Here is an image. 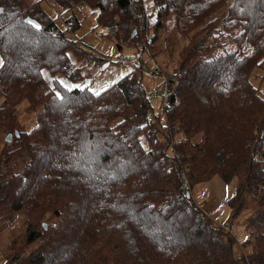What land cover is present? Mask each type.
<instances>
[{"label": "trees", "instance_id": "trees-1", "mask_svg": "<svg viewBox=\"0 0 264 264\" xmlns=\"http://www.w3.org/2000/svg\"><path fill=\"white\" fill-rule=\"evenodd\" d=\"M52 1L71 11L64 30L38 2L0 0V125L18 133L0 150V214L20 212L25 224L7 263L264 264V207L247 220L240 244L186 196L218 175L238 181L231 217L245 194L264 205V137L256 132L264 129V74H253L264 73V0H149L153 21L143 0ZM78 4L96 9L98 26L116 41L146 34L149 46L171 23L183 46L162 116L150 118L134 72L97 94L56 78L40 92L43 70L64 73L69 52L103 60L66 36L78 26ZM222 25L239 32L231 51L215 55ZM22 102L39 108L29 130L14 123Z\"/></svg>", "mask_w": 264, "mask_h": 264}, {"label": "rangeland", "instance_id": "rangeland-1", "mask_svg": "<svg viewBox=\"0 0 264 264\" xmlns=\"http://www.w3.org/2000/svg\"><path fill=\"white\" fill-rule=\"evenodd\" d=\"M36 2L39 3L40 7L55 21L61 30L65 29L63 19H69L71 11L61 9L52 0H23L22 5L23 7H27ZM141 3L145 5L146 11L150 15V20H155V11L149 8L151 2L149 0H143ZM225 3L226 5L224 7H227L228 3ZM224 10L226 8L218 12L217 15H222ZM72 13L78 20V26L73 30V33L70 31L65 32L66 36L69 39L78 40V43L82 44L89 53L103 60L98 63L94 57L83 56L74 51L69 52L70 66L64 73L52 76L46 70H43L44 79L40 92L47 90L51 86L52 78H56L67 88L86 87L91 93L97 94L127 73L134 72L140 79L150 104V118L153 119L154 116H162V105L164 103L162 96L163 84L160 80L153 79L149 75V71L155 65L164 73L171 74L174 71L173 65L176 63L178 51L183 45L181 41L177 40L175 33L170 30L172 29L171 23L159 28L156 31L157 37L155 41L149 46H146V34H139L136 39L121 38L116 41L107 29L98 26L96 18L97 10L86 4L74 6ZM60 16H62V19L59 18ZM232 28L226 30L222 25V30L226 33L224 37L220 38L222 45L216 48L215 55L227 53L234 48L233 41L229 38L237 34L239 30L235 31ZM219 32H222L220 27ZM152 33L153 29H149L148 36H151ZM116 42H119L120 49H118ZM119 54L126 56L128 60L127 64H121L116 61ZM1 64L2 59L0 56V66ZM253 74L255 77H261L264 73L262 70H256ZM259 86L263 91L264 82ZM3 101L4 96L1 95L0 106ZM38 110V107H31L25 102L19 104L15 108V126L19 130L23 128L25 130L31 129L35 125V113ZM6 130V124H1L0 150L8 134L13 136L17 132H6ZM237 186L238 181L235 178L226 183L218 175H213L206 180L189 186L188 191L196 205L213 222L219 225L227 221H232L230 224H233V229L230 233H232V237L236 242L242 244L248 236L246 229L247 220L256 210L263 208L264 205L253 203L248 199V194H245L237 216L231 217L233 214L232 210L237 205V200L234 198ZM257 198L260 200V197ZM44 221L54 223L56 219L52 215H47ZM24 236V217L20 212L4 211L0 214V264H8L7 254L10 251V246L14 241L18 242L19 245L24 239ZM37 244L38 242L32 243L25 252L36 247Z\"/></svg>", "mask_w": 264, "mask_h": 264}, {"label": "built area", "instance_id": "built-area-1", "mask_svg": "<svg viewBox=\"0 0 264 264\" xmlns=\"http://www.w3.org/2000/svg\"><path fill=\"white\" fill-rule=\"evenodd\" d=\"M119 62L121 63H128L127 58L123 55V54H119L118 57L116 58ZM149 75L155 79V80H160L163 84V89H162V96L163 98L167 99V97L170 95V90L168 89V86L166 85V82L168 81L170 74L168 73H164L162 72L160 69H158L156 66H154V68L149 71ZM257 137L258 139L263 138L264 137V129H262L261 127H258L257 129ZM261 163L264 169V152H262L261 154ZM224 229H226L227 231H231L233 229V224H220Z\"/></svg>", "mask_w": 264, "mask_h": 264}, {"label": "water", "instance_id": "water-1", "mask_svg": "<svg viewBox=\"0 0 264 264\" xmlns=\"http://www.w3.org/2000/svg\"><path fill=\"white\" fill-rule=\"evenodd\" d=\"M0 12H1V8H0ZM27 21H28L31 25H33L36 29H39V28H40V27H39V24L36 23L34 20H29V19H27ZM134 34H135V31H133V32L131 33V36H133ZM14 134H15V135H18L17 132H15ZM11 138H12V135H11V134H8V136L6 137V140H5V141L10 142V141H11ZM186 196H189V191L186 192Z\"/></svg>", "mask_w": 264, "mask_h": 264}]
</instances>
